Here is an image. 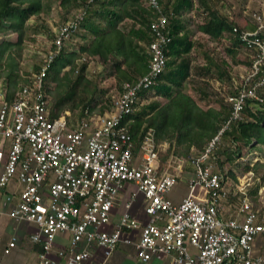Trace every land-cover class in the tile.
<instances>
[{
  "label": "built area",
  "instance_id": "1",
  "mask_svg": "<svg viewBox=\"0 0 264 264\" xmlns=\"http://www.w3.org/2000/svg\"><path fill=\"white\" fill-rule=\"evenodd\" d=\"M145 2L158 14L149 26L147 72L122 85L110 111L99 115L86 109L74 123L66 112L51 118L46 73L78 32L83 11L56 28L29 83L10 99L0 89L1 205L10 219L35 227L29 241L39 249L38 264H56L52 254L66 264H83L93 248L103 252L104 264L121 245L133 249L142 264H264L253 249L256 240H264V219L248 200V183L233 189L239 197L236 216L221 218L230 191L217 154L233 125L251 121L247 102L264 106V13L252 14L251 29L232 28L251 61L226 99L227 118L201 150L163 161L167 144L156 142L154 130L134 140L128 122L122 123L136 111L140 92L157 85L168 61V21L157 0ZM185 172L191 175L186 192L173 202L168 195ZM127 184L136 190L128 193ZM59 235L66 247H55ZM14 247L15 238L4 253Z\"/></svg>",
  "mask_w": 264,
  "mask_h": 264
},
{
  "label": "trees",
  "instance_id": "2",
  "mask_svg": "<svg viewBox=\"0 0 264 264\" xmlns=\"http://www.w3.org/2000/svg\"><path fill=\"white\" fill-rule=\"evenodd\" d=\"M57 1L0 0V36L4 32L16 35V41L0 43V72L5 81L4 89L7 99L13 96L19 85L29 83V78L23 79L20 76L18 59L15 55H20L27 20L30 17L48 12L53 2ZM88 1L59 0L57 5L60 9L65 10L73 3L82 4L78 14L81 11L85 14L78 33L82 32L81 40H84L85 43L79 46V54L96 56L102 62L113 61V69L120 92L124 83L134 82L147 72L150 59L149 44L152 41L149 26L158 14L145 4V0H93L91 3ZM157 1L162 14L168 21L170 42L167 45L168 61L166 68L159 76L156 86L140 92L136 111L125 116L122 123L128 122V130L134 140L151 128L155 132L157 143L168 142V151L161 155L163 161L171 154L178 158L187 159L191 153V148L198 150L203 148L205 143L218 131L221 122L227 118L228 113L213 108L204 110L196 104L192 97L182 91L183 83L189 77V54L193 49L191 33L187 29V22H184L182 18L196 9L194 0ZM94 6L95 9L90 13L89 10ZM206 14L205 21L196 25L198 32L216 41L229 36L237 48L243 49L240 42L232 37V28L238 27L235 22L229 21L228 18L221 16L215 10ZM125 20L131 22L127 31L118 27ZM248 28L251 29L252 26L249 25ZM233 50L228 49L226 51L233 57ZM204 56L207 67H215L217 71L223 72L218 65L213 63L211 54ZM79 57V55L67 54L63 50L47 70L45 87L48 96L49 94L52 96L51 107L49 106L52 119L62 115L65 106L70 103L73 108L82 107L81 118L84 117L86 109L90 114H95L93 112L98 104L97 95L102 91L97 85H93L85 78V66L78 70L74 80L71 77L76 69L75 61ZM246 64L249 66L250 60ZM207 67L204 70L208 71L209 67ZM66 68L68 70L63 71ZM38 70L39 68L36 69V72ZM49 78L56 86L53 91L47 87ZM90 86L92 87L90 88ZM157 94L165 97L166 103L152 102L143 106L144 101ZM104 110L105 108L101 106L98 114H103ZM245 112L251 121L233 125L226 134L232 137V145L222 147L217 152L219 157H225L226 162H230V155H238L241 150L239 145L264 147V106L262 105V110H260L258 104L248 101ZM223 164V161L219 162L220 170L224 166ZM260 169H264V163L256 162L252 167L247 165L244 171L255 174ZM229 175L235 179L231 172ZM263 183L264 177L262 178ZM260 186H256L249 193V200L254 205L257 204V191Z\"/></svg>",
  "mask_w": 264,
  "mask_h": 264
},
{
  "label": "rangeland",
  "instance_id": "3",
  "mask_svg": "<svg viewBox=\"0 0 264 264\" xmlns=\"http://www.w3.org/2000/svg\"><path fill=\"white\" fill-rule=\"evenodd\" d=\"M57 2H59V0ZM57 2H53L48 12L30 17L25 24V36L21 44V52L19 56L15 54L18 59L19 74L23 79H30L32 75L35 74L36 69L42 64V60L51 46L53 32L56 28L65 20L74 18L80 12L82 6L80 3H73L68 9L62 10L58 7ZM194 5L196 9L182 18L184 22H187V29L191 33V39L193 42V49L189 54V77L183 83L182 91L192 97L196 104L204 110L213 108L228 113L226 99L233 91L234 82L238 83L240 79L239 76L244 74L247 70L248 66L246 63L251 59L250 53L244 49L237 48L235 43L229 39V36H226L223 40L216 41L206 35H203L197 31L196 25L205 21L207 17L206 13L215 10L221 16L228 18L229 21L235 22L238 27L248 28L251 23L252 14L260 11L264 13V0H194ZM94 9L95 6L92 7L89 12L91 13ZM130 25L131 22L125 20L123 23L119 24L118 27L123 31H127ZM81 34L82 32H79L75 35L64 48L65 53L80 56L75 61L76 69L72 73L71 77L74 80L78 70L85 66V78L93 85H97L102 91V93L97 95L98 104L93 113L98 114L101 106L105 108L104 112L110 111L112 102L119 93V83L113 69L114 62H102V60L96 56L79 54V46L82 45V43H85L84 40H81ZM3 41H16V35L10 32H4L0 36V43ZM228 49H234V59L232 55L230 56L227 53L226 50ZM205 54L212 55V57H210L213 59V63L218 65L223 70L222 73L217 71L215 67L211 66H208V71L204 70L207 67V61L204 56ZM67 70L68 68L63 71ZM63 71L61 72L60 77ZM4 87L5 81L0 72V89H4ZM47 87L51 91H53L56 87L50 78L48 80ZM91 87L92 86H90V88ZM85 95L88 96V94ZM166 101L167 99L165 97L157 94L149 100L144 101L143 106L152 102L164 104ZM51 103L52 96L49 94L50 107ZM81 111L82 107L73 108L70 103L65 106L63 113H68L69 116H67V119L74 123L81 119ZM231 138L232 137L230 135H226L223 140V148L230 147L232 145ZM162 143L167 144L165 148L166 150H162L163 155L168 151L169 143ZM239 146L241 147L240 152L238 155H230V162H226L224 156L220 157V159L224 162V166L221 171L224 178L228 182L229 186H227V188L230 191L228 196L225 198L227 203L226 206H231L232 209H234V207H238L239 197L234 196L232 193L233 189L239 185V182L249 184V186L246 187L248 189L247 194H249L256 186L258 187V185H261L257 191V204L254 205L251 203L249 200L250 194L248 195V200L258 212L259 217L264 219V183L262 184L264 169H260L255 174L244 171L247 165L252 167L256 162L264 163V147L260 145L248 147ZM232 148L235 150L234 147ZM191 149L195 150V148ZM230 172L235 176V179L229 175ZM190 176L189 172H185L181 175L177 184L172 188L168 195L170 200L178 202L182 198L186 191L187 180ZM127 187L128 193L136 190L131 184H127ZM124 199H127V196ZM122 211L123 209L120 207L116 213L117 217L122 213ZM136 212L139 213L141 210L137 208ZM27 229L29 234L36 232L35 227L32 225H29ZM8 236H10V233H7V237L5 234L3 240L6 241ZM62 238L63 237L59 235L55 242L66 247L68 245L67 241ZM262 242H264V240L260 238L253 243V246L255 244L261 249ZM98 254L103 257V252L101 250H99ZM12 255L7 256L6 260L2 262L4 264H7L8 262L18 264V262H14V260H20V258L13 257Z\"/></svg>",
  "mask_w": 264,
  "mask_h": 264
},
{
  "label": "crops",
  "instance_id": "4",
  "mask_svg": "<svg viewBox=\"0 0 264 264\" xmlns=\"http://www.w3.org/2000/svg\"><path fill=\"white\" fill-rule=\"evenodd\" d=\"M251 61V60H250ZM186 190V189H185ZM186 192V191H185ZM1 193H0V264H4L2 261L6 260L7 256L19 257L20 260H14V262H18V264H38V251L39 249L33 246L29 241V232L27 231L29 224L23 222H16L13 219H10L7 216V209L2 207L1 205ZM226 201L223 200L221 203V218L223 220H227L236 216V211L238 209L234 207L232 209L231 206H226ZM116 219V215L113 218V221ZM115 222V221H114ZM111 227H107V230H110ZM7 233H10L7 240L4 241L3 237ZM63 237V236H61ZM15 238V247L11 249L10 253L5 254L4 250L7 247V244ZM63 239V238H62ZM56 248L63 247L60 244H55ZM253 249L256 254L260 255L264 259V242H262V248L260 249L255 244ZM99 249L93 248L91 249V259L83 264H101L103 262V257L98 254ZM103 256V254H102ZM56 264H66L64 260H59L57 257L52 254L50 256ZM154 264H167L165 260L159 262L154 260ZM7 264H13L12 262H8ZM104 264H142L135 256V252L133 249L121 245L113 254L112 256L107 259Z\"/></svg>",
  "mask_w": 264,
  "mask_h": 264
}]
</instances>
